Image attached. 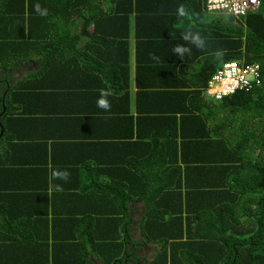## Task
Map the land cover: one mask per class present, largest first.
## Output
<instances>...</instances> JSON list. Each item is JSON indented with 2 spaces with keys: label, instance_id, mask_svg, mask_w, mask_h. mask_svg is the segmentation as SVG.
Instances as JSON below:
<instances>
[{
  "label": "crops",
  "instance_id": "1",
  "mask_svg": "<svg viewBox=\"0 0 264 264\" xmlns=\"http://www.w3.org/2000/svg\"><path fill=\"white\" fill-rule=\"evenodd\" d=\"M138 3H103L96 16L69 14L65 24L77 23L79 40L55 53V63L41 62L39 49H12L15 66L5 78L16 86L0 88V176L7 178L0 185V264L203 259L204 241L188 233L183 212L149 216L141 201L185 203L190 165L182 151L194 134L213 142L215 98L207 85L225 61L215 48V25L227 16L207 11L205 0ZM181 4L188 10L182 18ZM186 29L205 37L207 47L187 45ZM176 45L190 47L191 55L179 58ZM101 89L111 93L109 111L96 105ZM57 169L70 172L67 182L53 180ZM131 251L135 262L120 263Z\"/></svg>",
  "mask_w": 264,
  "mask_h": 264
},
{
  "label": "trees",
  "instance_id": "2",
  "mask_svg": "<svg viewBox=\"0 0 264 264\" xmlns=\"http://www.w3.org/2000/svg\"><path fill=\"white\" fill-rule=\"evenodd\" d=\"M124 1L0 0V49L3 52L11 46L20 53L39 49L35 53L41 62L53 59L55 63V53L76 46L79 40L77 23L65 24V17L80 12L101 15L103 3L131 2ZM138 2L141 5L144 0ZM36 4L47 9V15H39L34 9ZM262 6L264 0H260L257 10L244 17L227 16L216 23L215 48L225 61L258 62L264 67ZM30 57L27 54L26 58ZM10 63L1 65L0 71L9 74L15 66ZM14 81L11 77L0 78L1 83L7 84L3 93L16 86ZM214 101L213 142L208 143L204 133L194 134L182 151L184 162L190 165L186 176L190 182L184 185V205L178 197H148L141 202L146 203L149 216L155 211H172L181 218L180 213H184L188 233L204 241L200 244L204 257L197 264H264V73L261 83L252 89L236 91ZM187 129L192 131L193 126ZM5 181L7 178L0 176V185ZM14 182L15 178L9 176V183ZM121 209L125 213L127 204H122ZM138 224L141 227L136 220L134 225ZM101 251L107 248L103 246ZM135 255L131 251L118 260L121 263L122 258H128L135 262Z\"/></svg>",
  "mask_w": 264,
  "mask_h": 264
},
{
  "label": "built area",
  "instance_id": "3",
  "mask_svg": "<svg viewBox=\"0 0 264 264\" xmlns=\"http://www.w3.org/2000/svg\"><path fill=\"white\" fill-rule=\"evenodd\" d=\"M260 6V0H205L207 11L223 13L235 18L246 16ZM264 67L258 62L239 63L224 61L207 85V92L215 99H221L236 91H247L261 83Z\"/></svg>",
  "mask_w": 264,
  "mask_h": 264
},
{
  "label": "clouds",
  "instance_id": "4",
  "mask_svg": "<svg viewBox=\"0 0 264 264\" xmlns=\"http://www.w3.org/2000/svg\"><path fill=\"white\" fill-rule=\"evenodd\" d=\"M35 11L42 16L47 15V9H42L39 4L34 5ZM178 17H185L188 15V10L185 5L181 4L177 7L176 12ZM182 39L186 42L187 45H192L197 49H205L207 47L206 39L199 32L192 31L191 29H186L182 33ZM173 53H175L179 58L184 59L185 54L191 55V48L186 45H176L173 48ZM150 58L153 60H158L159 58L155 56L154 53L150 54ZM111 93L108 90L101 89L99 98L96 101V105L98 108L103 109L105 111H109L111 109V102L108 97ZM70 172L67 170H54L52 172L53 180H60L63 182H67L70 178ZM54 191H63L62 184H53L52 185Z\"/></svg>",
  "mask_w": 264,
  "mask_h": 264
},
{
  "label": "rangeland",
  "instance_id": "5",
  "mask_svg": "<svg viewBox=\"0 0 264 264\" xmlns=\"http://www.w3.org/2000/svg\"><path fill=\"white\" fill-rule=\"evenodd\" d=\"M261 10L264 12V6H262V8H261ZM221 16H229V15H221ZM231 17V16H230ZM12 49H14L13 47H11V46H8V47H5L4 48V51L2 52V49H0V65H3L4 63H8L9 61H11L12 60V53H11V51H12ZM7 74L5 73V72H2L1 73V77H2V79L6 76ZM2 83L0 82V85H1ZM143 204H144V202H143ZM112 234V233H111ZM89 243L88 242H85V246H86V248H87V245H88ZM89 250V249H88ZM91 252H92V249L90 250ZM103 258H104V260H109V261H111V259L110 258H108V256H103ZM8 264V263H7Z\"/></svg>",
  "mask_w": 264,
  "mask_h": 264
},
{
  "label": "flooded vegetation",
  "instance_id": "6",
  "mask_svg": "<svg viewBox=\"0 0 264 264\" xmlns=\"http://www.w3.org/2000/svg\"><path fill=\"white\" fill-rule=\"evenodd\" d=\"M0 113H1V110H0ZM139 206V205H138Z\"/></svg>",
  "mask_w": 264,
  "mask_h": 264
}]
</instances>
